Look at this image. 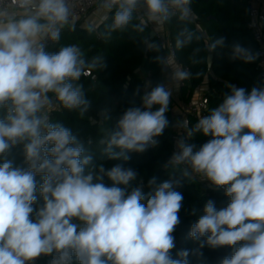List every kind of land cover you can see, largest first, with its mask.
I'll return each instance as SVG.
<instances>
[{
    "label": "clouds",
    "instance_id": "obj_1",
    "mask_svg": "<svg viewBox=\"0 0 264 264\" xmlns=\"http://www.w3.org/2000/svg\"><path fill=\"white\" fill-rule=\"evenodd\" d=\"M95 2L101 37L131 26L145 49L158 53L154 61L162 70L172 62L160 43L144 35L149 23L160 32L175 20L176 50L194 41H203L208 53L225 46L224 37L213 41L189 27L193 0ZM75 7V0H8L0 6V264H35L41 257H50L48 264H190L187 249L173 257V233L184 199L177 189L197 180L228 197L219 209L208 200L190 226L186 238L197 245L198 258L205 247H228L232 254L219 264H264V83L250 92L226 83L218 106L191 127L177 125L186 132L163 165L169 179L158 183L152 176L146 193L135 169L97 164L93 140L53 116L66 111L85 117L91 102L81 79L106 66L102 56L88 60L77 44L48 51L64 31L76 29ZM137 13L145 22L133 23ZM259 56L235 43L229 58L249 64ZM190 78L189 71L172 68L174 83ZM144 88L142 95L139 87L133 93L140 105L128 107L98 139L107 160L127 162L130 153L157 147L169 127L172 88L151 82ZM197 134L211 137L198 149L187 142ZM15 148L21 165L9 158Z\"/></svg>",
    "mask_w": 264,
    "mask_h": 264
},
{
    "label": "trees",
    "instance_id": "obj_2",
    "mask_svg": "<svg viewBox=\"0 0 264 264\" xmlns=\"http://www.w3.org/2000/svg\"><path fill=\"white\" fill-rule=\"evenodd\" d=\"M192 7L195 16L189 27L202 32L204 38H211L213 41L224 37V47H217L208 53L203 48V41H194L188 47L176 50L174 47L178 31L176 21L173 20L165 27L175 58L182 67H186L191 73V78L185 80L180 86V99L182 101L192 100L196 88L204 80H207L208 91L204 94L207 102V114L209 109L222 102L224 94L228 91L225 87L226 83L243 87L250 92L254 86L264 83V78L260 75L258 60L254 63L244 64L239 60L233 61L229 58L231 46L235 43H239L253 52H258L257 42L248 27L247 0H193ZM133 23H140L136 16ZM103 31L104 25L101 23H98L94 29L77 25L74 31H64L58 44L48 47V51L56 52L61 45L77 44L88 60L99 55L103 57L106 65L90 72L95 76L94 79H91L90 76H84L81 79L87 98L91 102V107L85 117H78L76 114L66 111L54 113L53 116L72 127L81 137L93 140L92 151L97 164L104 163L107 167H111L117 163H124L126 167L130 166L135 169L138 173V181L139 179L143 180L144 191L147 193L150 191L147 181L152 176L158 178V183L169 179L168 171L163 165L171 157V133L173 130L171 117L166 114L170 125L158 138V146L150 148L144 153H130L131 158L127 162L112 161L102 157L97 150L99 147L97 141L104 134L106 128L115 127L117 120L128 107L140 105V97H133V93L139 87L140 95L143 94L142 89L145 85L143 75L145 73H149V82L152 86L161 83L162 68L154 61V57L158 53L147 51L141 42V36L133 32L131 26L123 32L113 33L110 38L101 37L100 33ZM262 32H264V23H262ZM144 35L151 36V30L148 27H146ZM151 40L159 43L155 36H152ZM196 48H200L201 51L196 53ZM162 51L167 55L164 47ZM209 54L212 55L210 67L207 64ZM194 60L197 62L194 63ZM105 115L109 119L104 120ZM187 120V127H191L196 123L197 118L188 116ZM209 139L211 137L197 134L190 139V144H194L198 149ZM9 158L14 159L16 165H21L23 162V155L19 148L13 149ZM37 179L39 180V177ZM105 183L110 185L111 182L105 178ZM177 190L183 194L184 199L179 212L180 224L173 233L176 245L172 251L173 257L175 258L177 251L187 249L190 253V264H219L222 258L232 254L233 249L205 247L199 250L202 255L198 258L197 252L194 251L197 249V245L186 237L190 226L202 214L204 204L208 200H213L219 209L227 205L228 197L225 196L223 189H214L211 185L201 188L194 181H185L183 186ZM193 208L197 210L196 215L192 214ZM49 260L50 257H41L35 261V264H48Z\"/></svg>",
    "mask_w": 264,
    "mask_h": 264
},
{
    "label": "built area",
    "instance_id": "obj_3",
    "mask_svg": "<svg viewBox=\"0 0 264 264\" xmlns=\"http://www.w3.org/2000/svg\"><path fill=\"white\" fill-rule=\"evenodd\" d=\"M8 0H0V6H3L7 3ZM76 7L75 11L79 15L80 19H83L86 15H88L92 10L97 7L95 0H75ZM248 3V27L251 29L252 35L254 40L257 42L258 45V53L260 54L258 59V68L260 70V75L264 78V32H262V23H264V1L262 0H247ZM136 18L140 23L145 22V18L143 17L142 13H137ZM151 32H153V25L147 24V26ZM156 39L159 43L165 48L167 56L171 57L175 62L178 68H182L183 70L188 71L186 67H182L179 61L175 58L173 53L172 44L169 38V34L167 31L165 32H153ZM54 44L49 43V46ZM86 76H90L91 79H94L95 76L91 75L90 73ZM143 79L146 82H149V73H145L143 75ZM184 81L180 82V86L183 84ZM145 88L142 89L144 92ZM206 97L205 95H201L197 100H189V101H182L180 104L179 113L172 118L173 123V130L171 133V142H172V151L176 150L175 144L176 141L180 138L183 132H186L184 127H178L177 125H186L185 120L188 116H193L198 118V115L206 114ZM187 126V125H186ZM190 143V139L187 141ZM197 185L201 188H206L207 186L211 185L210 182L206 180H197L194 181Z\"/></svg>",
    "mask_w": 264,
    "mask_h": 264
},
{
    "label": "crops",
    "instance_id": "obj_4",
    "mask_svg": "<svg viewBox=\"0 0 264 264\" xmlns=\"http://www.w3.org/2000/svg\"><path fill=\"white\" fill-rule=\"evenodd\" d=\"M262 1H264V0H262ZM88 17H90V16H86L83 19H81L80 22L77 23V25H79L81 27H85V28H90V25H91V29H94L98 24V22H96V21H98L99 18H97V17L95 18L93 16H91V18H88ZM165 31H167L166 27L160 32H165ZM169 59L172 62L171 67H169V69H167V70H162V72H161V83L169 85L172 88V96H171V101L169 104V110L166 113L172 119L175 115H177L179 113L180 104H181L182 100L180 99V82L178 84H176L173 81H171V79H170L172 68L173 67L178 68V67L176 66L175 62L173 61V59L171 57H169ZM207 91H208L207 80H204L203 83L200 86H198L196 88V90L194 91L192 100H197L201 95L205 94ZM156 107H158V106H156ZM154 110H155V108H154Z\"/></svg>",
    "mask_w": 264,
    "mask_h": 264
},
{
    "label": "water",
    "instance_id": "obj_5",
    "mask_svg": "<svg viewBox=\"0 0 264 264\" xmlns=\"http://www.w3.org/2000/svg\"><path fill=\"white\" fill-rule=\"evenodd\" d=\"M151 36H154L153 32H151ZM211 59H212V55L209 54V55L207 56V64H208V67H210V65H211ZM187 123H188V120L186 119V120H185V124L187 125Z\"/></svg>",
    "mask_w": 264,
    "mask_h": 264
},
{
    "label": "rangeland",
    "instance_id": "obj_6",
    "mask_svg": "<svg viewBox=\"0 0 264 264\" xmlns=\"http://www.w3.org/2000/svg\"><path fill=\"white\" fill-rule=\"evenodd\" d=\"M95 9H96V8H95ZM95 9H94V10H95ZM94 10H92V11H91L88 15H86V16H90V17H88V18H91V16L95 17V16H94ZM86 16H85V17H86ZM95 18H96V17H95ZM97 18H99V17H97Z\"/></svg>",
    "mask_w": 264,
    "mask_h": 264
}]
</instances>
